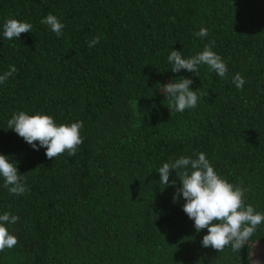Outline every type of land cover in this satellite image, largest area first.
Listing matches in <instances>:
<instances>
[{
	"label": "trees",
	"instance_id": "1",
	"mask_svg": "<svg viewBox=\"0 0 264 264\" xmlns=\"http://www.w3.org/2000/svg\"><path fill=\"white\" fill-rule=\"evenodd\" d=\"M49 13L65 25L62 36L41 23ZM9 18L32 31L5 39ZM201 28L206 37L195 35ZM210 44L225 78L206 65L171 71L172 50L188 58ZM12 65L0 84V154L17 163L29 191L11 194L0 177V215L19 217L7 225L18 243L0 252V264H264L254 250L264 247V222L242 259H199L212 249L202 246L207 229L196 231L182 194L173 201L176 170L167 187L158 172L170 158L204 152L264 213V0H0V75ZM150 70L159 86L143 88ZM179 77L193 80L198 104L171 113L162 85ZM20 111L58 125L82 120L83 143L74 156L49 159L8 128Z\"/></svg>",
	"mask_w": 264,
	"mask_h": 264
},
{
	"label": "clouds",
	"instance_id": "2",
	"mask_svg": "<svg viewBox=\"0 0 264 264\" xmlns=\"http://www.w3.org/2000/svg\"><path fill=\"white\" fill-rule=\"evenodd\" d=\"M41 23L47 25L57 37L63 35L65 25L56 15L49 13ZM31 31L30 23L14 18L7 19L3 25V37L8 40L19 39L22 33ZM195 35L200 38L206 37L208 29L201 28ZM99 40L100 37L97 36L88 41L89 48L98 44ZM167 59L172 65L173 73H179L181 70L196 73L200 65L208 66L221 78H225L228 73L226 63L213 51L211 44L188 58H185L181 51L172 50ZM16 71L15 65L10 66L8 71L0 75V84ZM232 82L237 88L242 89L246 81L240 73H236ZM192 84V79L179 77L162 85L161 93L169 101L167 107L171 113L173 111L182 113L197 106L199 89L193 91ZM83 126L82 120L58 125L54 117L48 114L30 115L24 111L14 113L8 120L9 129L14 130L33 149L45 148V155L49 159L66 151L68 155L74 156L83 143L81 136ZM173 169L182 183V187H177L173 201L178 202L182 194L186 201L183 211L194 221L196 231L207 229L202 246L222 252L230 245L233 251H241L257 227L264 222V213L257 212L253 205L245 203L248 189L241 185H233L221 177L204 152L195 154V158L180 156L178 159L170 158L168 162L163 163L158 169L160 184L165 187L177 184L176 179L170 181ZM0 177H3L4 187L11 194L23 195L29 191L22 182L23 177L18 171L17 163L3 154H0ZM18 220L19 217L10 212L0 215V252L17 245L18 238L10 233L7 225L15 224Z\"/></svg>",
	"mask_w": 264,
	"mask_h": 264
},
{
	"label": "rangeland",
	"instance_id": "3",
	"mask_svg": "<svg viewBox=\"0 0 264 264\" xmlns=\"http://www.w3.org/2000/svg\"><path fill=\"white\" fill-rule=\"evenodd\" d=\"M148 73H149V76H146V78L144 79L142 87L145 88V87L159 86V81L157 78L162 77L161 74L156 70H150ZM254 250H256L255 253L258 256L257 260L261 261L260 257L264 256V247H261V248L258 247V248H255ZM225 252H227L228 255L233 257L232 259H239L240 260V259H242L243 253L246 251L243 248L241 249V251H233L231 246L228 245L225 247V249L222 252L217 251V250L212 248V249H209L205 252L200 253L198 257H199V259H203L211 253H225ZM250 253L251 254L253 253L252 249H251Z\"/></svg>",
	"mask_w": 264,
	"mask_h": 264
},
{
	"label": "flooded vegetation",
	"instance_id": "4",
	"mask_svg": "<svg viewBox=\"0 0 264 264\" xmlns=\"http://www.w3.org/2000/svg\"><path fill=\"white\" fill-rule=\"evenodd\" d=\"M144 81V80H143Z\"/></svg>",
	"mask_w": 264,
	"mask_h": 264
}]
</instances>
